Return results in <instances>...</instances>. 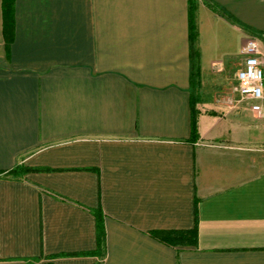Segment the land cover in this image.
Returning a JSON list of instances; mask_svg holds the SVG:
<instances>
[{
	"label": "crops",
	"instance_id": "crops-1",
	"mask_svg": "<svg viewBox=\"0 0 264 264\" xmlns=\"http://www.w3.org/2000/svg\"><path fill=\"white\" fill-rule=\"evenodd\" d=\"M196 1L0 0V264H264V0Z\"/></svg>",
	"mask_w": 264,
	"mask_h": 264
},
{
	"label": "built area",
	"instance_id": "built-area-1",
	"mask_svg": "<svg viewBox=\"0 0 264 264\" xmlns=\"http://www.w3.org/2000/svg\"><path fill=\"white\" fill-rule=\"evenodd\" d=\"M242 67L237 73L236 90L243 100L256 101L255 109H264V48L255 36H249L240 50Z\"/></svg>",
	"mask_w": 264,
	"mask_h": 264
},
{
	"label": "trees",
	"instance_id": "trees-1",
	"mask_svg": "<svg viewBox=\"0 0 264 264\" xmlns=\"http://www.w3.org/2000/svg\"><path fill=\"white\" fill-rule=\"evenodd\" d=\"M13 5L14 0H8V15L9 21L12 18L13 14ZM209 5L215 9L217 7L213 3H209ZM197 8L198 4L196 0H189V26H190V39H191V46H192V54L193 56L200 55L196 47L197 39H198V27H197ZM195 134V122L193 121V135ZM24 170L22 167L17 166L13 170H10V174L16 175ZM104 238V237H103Z\"/></svg>",
	"mask_w": 264,
	"mask_h": 264
}]
</instances>
